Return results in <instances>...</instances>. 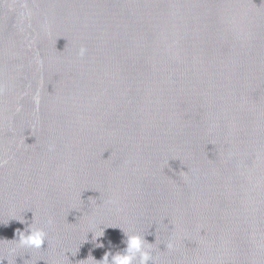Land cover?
<instances>
[{"label": "water", "instance_id": "water-1", "mask_svg": "<svg viewBox=\"0 0 264 264\" xmlns=\"http://www.w3.org/2000/svg\"><path fill=\"white\" fill-rule=\"evenodd\" d=\"M32 223L15 264H264V0H0V264Z\"/></svg>", "mask_w": 264, "mask_h": 264}, {"label": "clouds", "instance_id": "clouds-1", "mask_svg": "<svg viewBox=\"0 0 264 264\" xmlns=\"http://www.w3.org/2000/svg\"><path fill=\"white\" fill-rule=\"evenodd\" d=\"M86 54L87 48L81 47L79 49V56L84 57ZM21 222L23 223L24 221ZM51 223L52 220L49 219L48 224ZM89 233L93 234L92 238L95 241L104 235V229L101 230L100 235H95L93 232ZM124 235L126 239L122 242L126 247L121 251L115 252V254L106 252L99 261L91 257L95 264H155L151 250L152 243H148L146 239L144 237L142 238L140 235L126 233H124ZM16 236L17 239L10 242L15 246L8 249V255L13 258V264L16 262V253L18 249L39 250L47 241V233L45 230L41 227L34 226L33 223L24 231L18 229ZM96 246L103 247L104 245L100 243ZM166 247L172 250L174 248L173 242H169Z\"/></svg>", "mask_w": 264, "mask_h": 264}]
</instances>
